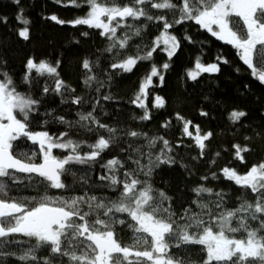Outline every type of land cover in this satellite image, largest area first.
<instances>
[{
    "label": "snow or ice",
    "instance_id": "1",
    "mask_svg": "<svg viewBox=\"0 0 264 264\" xmlns=\"http://www.w3.org/2000/svg\"><path fill=\"white\" fill-rule=\"evenodd\" d=\"M15 2L19 4V0ZM69 3L81 7L79 0H69ZM82 3L88 7L83 16L67 22L59 20L55 15L50 19L61 24L86 25L99 29L100 35L109 41L105 51L110 53L128 47L132 36H141L142 28L127 24L128 18L139 21L143 17L150 22H162L159 35L150 47L138 49L134 55L123 56L111 64L112 69L131 72L138 62L150 61L158 48L166 53L170 61L179 49L180 41L169 30L174 25L193 21L211 36L231 45L251 75L264 84V0H128L127 3H120V0H82ZM147 5L152 9L168 10L174 19L169 21L165 15H150ZM17 19L25 25L29 23L22 15H18ZM122 28L129 31L121 35L118 29ZM19 36L27 40L28 28L20 30ZM184 39L193 42L187 34ZM116 55L120 56L121 53L117 52ZM59 63L57 61L54 66L45 60L36 62L34 58H29L26 69L28 73L35 70L38 76L47 75L53 79L55 87L45 84L43 93L54 92L63 98L66 92L74 94L75 89L60 79L57 71ZM221 63L227 64L228 61L217 56L215 62L204 64L198 56L194 67L187 70V77L196 80L202 73H218ZM82 66L92 71L88 59L83 61ZM169 67L168 62L160 68L153 63L141 81L132 103L145 109L142 120L150 119L143 98L148 95L152 78L158 76L162 83L164 76L160 69L166 70ZM0 77V257L16 255L4 252L8 245L27 244L16 256L25 264H54L53 257H66L67 264H185L170 249L182 245H200L206 252L203 264H264V161L252 165L245 173L227 166L220 170L225 180L243 190L237 197V206L228 208L225 200L227 193L222 190L214 192L212 188L200 184L192 189L197 197L192 203L199 211L185 208L183 214L177 216L172 210L171 197L155 189L151 182L154 170L161 164L176 163L175 157L170 155L173 149L169 141L163 136L149 138L147 133L129 131L126 135L130 137L145 138L144 146L149 151H142L144 146L136 147L133 151L146 159L147 163H141L140 158L133 160L135 169L124 171L122 179L118 178L119 170L124 168L121 159L113 157L101 165L108 173L100 177L102 181L108 182L105 187L119 192L115 199L89 195L87 191L82 195H52L51 189L69 191L72 186L65 182L64 177L73 174V165L95 163L105 150L116 143L117 130L100 123L94 112L90 111L86 114L77 113L79 120L76 123L86 131H95L92 127L95 125L109 134L105 137L97 133L94 143L74 140L68 132L53 137L47 131H31L29 116L36 111L41 101L30 92L17 91L7 72H0ZM24 82L29 85L32 83V77L27 73ZM93 82L102 86L95 75H87L84 79L87 87H91ZM103 99L108 100L110 97L105 96ZM61 102L68 101L62 99ZM83 102L79 96H73L71 100L73 104ZM165 103L164 98L157 95L153 107L162 108ZM201 114L207 115L203 112ZM246 115L242 110H233L229 119L236 122ZM58 119L62 124L67 123L69 128L73 126L63 116ZM177 119L183 121V133L192 137L193 133L189 131L191 121L184 120L179 113ZM163 127H168V124ZM211 136V132L201 135L199 126H196L193 138L201 155L206 148L205 141ZM21 138L39 145V163L34 160L36 153L17 154L13 150V142ZM158 142H162L163 146L154 154L152 149L157 147ZM85 144L89 151L82 152L81 147ZM233 148L235 157L245 162L242 153L250 149L238 144H234ZM54 149L66 150L67 154L56 156ZM181 166L187 168L186 165ZM17 173L27 174L25 178L36 188L35 196L10 195L9 181L12 185L22 183ZM35 177L40 179L36 180ZM200 179L207 180L208 177ZM212 179H218L217 173H212ZM41 187L43 192L39 191ZM249 191L254 196L252 200L247 198ZM205 193L209 197L214 195L215 199H204ZM165 202H168L167 206ZM121 213L127 214L129 219L117 216ZM117 224L127 225L132 233L130 243L120 239L115 228ZM18 235L27 240L13 239ZM44 248L48 249L50 256H38V251Z\"/></svg>",
    "mask_w": 264,
    "mask_h": 264
},
{
    "label": "trees",
    "instance_id": "2",
    "mask_svg": "<svg viewBox=\"0 0 264 264\" xmlns=\"http://www.w3.org/2000/svg\"><path fill=\"white\" fill-rule=\"evenodd\" d=\"M79 2L81 7L77 8L71 5L69 0H60L59 3L57 0H19V4L15 0H0V72L9 74L17 91L30 92L35 99L41 101L36 106V111L30 113V130L47 131L53 137L68 132L70 138L74 140L94 143L97 133L105 137L109 134L95 125L92 126L95 131L89 132L76 123L79 120L77 113L86 114L90 111L94 112L100 123L117 130L116 143L105 150L95 163L73 165V174L64 177L65 182L72 186L69 191L51 189L50 194L72 196L82 195L87 191L89 195L115 199L119 192L105 187L108 182L102 181L100 177L108 173L101 165L113 157L121 159L124 168L119 170L118 178L122 179L124 171L135 169L133 160L140 158L141 163L146 164L147 160L133 151L136 147L146 145L145 138L126 135L129 131H137L147 133L149 138L163 136L173 149L170 155L175 157L176 163L161 164L154 170L151 182L155 189L162 190L171 197L172 210L177 216L182 215L185 208H190L194 212L199 211L192 203L197 199L192 189L200 184L212 188L214 192L222 190L227 193L225 200L228 208L237 206V197L243 190L231 181L225 180L220 170L227 166L245 173L252 165L264 161V84L259 83L251 75V71L239 59L231 45L211 36L193 21L174 25L169 30L180 41V47L170 61L166 53L158 48L150 61L138 62L131 72L112 69L111 64L123 56L134 55L138 49L150 47L154 38L159 35L162 22H150L143 17L139 21L128 18L127 24L142 28L141 36H132L128 47L115 49L110 53L105 51L109 41L100 35L99 29L86 25L61 24L50 19L55 15L59 20L67 22L83 16L88 7L82 0ZM127 2L128 0H120V3ZM146 7L150 15H165L169 21L174 19L168 10L152 9L150 5ZM18 15H22L29 23L23 24L17 19ZM25 27L29 30L27 40L19 36V31ZM127 31H129L127 28L118 29L121 35ZM186 34L193 42L184 39ZM117 52L121 55L117 56ZM198 56L204 64L215 62L217 56H222L228 63H221V70L218 73H202L196 80L188 79L187 70L194 67ZM29 58H34L36 62L45 60L54 66L59 61L57 69L59 77L70 88L75 89V93L66 92L63 98L54 92L44 94L45 84L54 88V80L47 75L38 76L35 70L28 73L26 62ZM85 59L92 64L91 72L82 66ZM165 62H168L170 67L166 70L160 69L164 76L163 82L161 83L158 76L153 77L148 95L143 98L150 119L142 120L145 109L133 104L132 101L151 65L155 63L160 68ZM26 73L32 77L30 85L24 82ZM87 75H95L97 80L102 82V86L96 82H93L91 87L85 86L84 79ZM245 85L248 87L245 88ZM157 95L163 97L166 102L162 108L153 107ZM73 96L82 97L84 102L71 103ZM105 96H109L110 99L104 100ZM62 99L68 102L62 103ZM233 110H242L247 115L233 122L229 119V114ZM202 112L207 115H202ZM177 113L184 120L191 121L189 131L193 133L192 137L183 133V121L177 119ZM61 116L72 122L73 126L69 128L67 123H60L58 118ZM166 123L168 127H163ZM196 126H199L201 135L212 133L205 141L203 155L200 154L201 150L193 138L196 135ZM234 144L250 149L242 153L245 162L242 163L235 157ZM162 146V142H158L157 147L152 149L153 153H158ZM13 150L17 154L36 153L34 160L40 162L39 145L33 144L27 138L14 141ZM81 151H89L86 144L82 145ZM142 151L147 152L149 149L144 146ZM54 153L56 156L67 154L66 150L61 149H55ZM182 164L187 168L182 167ZM213 172L217 173L218 179H212ZM17 176L22 179V183L12 185L9 181L10 195L35 196L36 188L25 178L27 174L17 173ZM203 176H207L208 179L201 180ZM39 191L43 192L44 189L41 187ZM203 196L206 200L215 199L214 195L209 197L207 193ZM247 198L254 199L250 191ZM167 203L165 202V206ZM117 216L129 219L127 214L121 213ZM253 226H256L255 223ZM115 228L122 241L131 242L132 233L127 225L117 224ZM236 235L240 236L239 233ZM13 239L27 240L19 235ZM27 246V244L6 246L4 252L16 255L0 257V264H25L16 256L19 255L21 248ZM170 251L178 259L185 261V264H203L206 258V252L200 245H182L180 248L172 247ZM37 254L41 257L51 255L47 248L39 250ZM53 260L54 264H61V260L63 264H67L66 257H53Z\"/></svg>",
    "mask_w": 264,
    "mask_h": 264
},
{
    "label": "rangeland",
    "instance_id": "3",
    "mask_svg": "<svg viewBox=\"0 0 264 264\" xmlns=\"http://www.w3.org/2000/svg\"><path fill=\"white\" fill-rule=\"evenodd\" d=\"M55 150V149H54ZM54 150H53V153H54ZM62 150V149H61ZM54 155H55V153H54Z\"/></svg>",
    "mask_w": 264,
    "mask_h": 264
},
{
    "label": "water",
    "instance_id": "4",
    "mask_svg": "<svg viewBox=\"0 0 264 264\" xmlns=\"http://www.w3.org/2000/svg\"><path fill=\"white\" fill-rule=\"evenodd\" d=\"M39 163V162H38ZM24 174V173H23Z\"/></svg>",
    "mask_w": 264,
    "mask_h": 264
}]
</instances>
